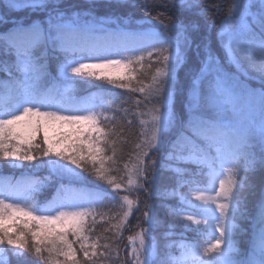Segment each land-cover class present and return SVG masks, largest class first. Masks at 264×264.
<instances>
[{
  "label": "snow or ice",
  "instance_id": "snow-or-ice-1",
  "mask_svg": "<svg viewBox=\"0 0 264 264\" xmlns=\"http://www.w3.org/2000/svg\"><path fill=\"white\" fill-rule=\"evenodd\" d=\"M129 4L147 17L135 28L95 11ZM0 6L4 25L32 13L0 30V164L49 171L0 185V264H121L141 203L123 264H264V182H251L264 176V0ZM209 12L220 16L210 26ZM92 80L101 95L75 99L73 86ZM126 94L139 125L127 159ZM162 181L174 184L162 191ZM46 187L56 194L41 203ZM245 191L258 196L255 215ZM161 196L179 204L157 211L149 201ZM242 221L254 231L247 245Z\"/></svg>",
  "mask_w": 264,
  "mask_h": 264
},
{
  "label": "trees",
  "instance_id": "trees-1",
  "mask_svg": "<svg viewBox=\"0 0 264 264\" xmlns=\"http://www.w3.org/2000/svg\"><path fill=\"white\" fill-rule=\"evenodd\" d=\"M70 3H72L74 6L75 5H86L90 4L92 0H69ZM104 0H97V3H102ZM212 4L215 3H222V4H227L228 0H210ZM4 3H7V0H4ZM161 9H157L159 11ZM97 14L99 15H104V14H112L116 16H122L126 17L131 21V27L135 28L138 25L142 24L144 20L147 18L145 12L143 11L142 8H136V7H131L130 4L128 6L124 7H119V8H98L95 10ZM3 12L2 6H0V13ZM156 11H153L151 15H155ZM221 16L223 13L220 14ZM17 17H23V18H31L32 13L29 11H24L20 10L18 12H13L10 14V18L8 20V24H0V30H3L5 27H10L12 24V20L16 19ZM216 19L217 21L220 19V16L214 17L211 12L207 14V18L201 19V23H207L209 26L212 24V20ZM208 32L210 35H214V30L209 27ZM51 71L53 75H55V62L53 61L52 63V68ZM3 78V74L0 73V79ZM101 82L100 81H95L92 80L91 82H78L73 86V91L72 95L75 99L80 100V101H86L88 100L91 96L96 95L99 97L101 95V90L97 85H99ZM256 83L253 82L252 86L256 87ZM45 87L51 86L50 83H46L44 85ZM258 86V85H257ZM123 90L120 89H114V92L120 93ZM129 96L128 103L125 105L128 109V119H131L133 121L131 127L127 129V134H128V139L129 143L124 145V158L127 159V157L134 151V143L137 141V134L139 132V125L137 119L134 117L133 113L135 111V104L133 102V99L131 98V94H126ZM138 95V94H136ZM119 103V100L116 101ZM118 119L123 120V113H117ZM3 166L0 169V185H2L6 180H11L15 182L16 180H20L25 176H33L36 179H42L43 177L49 175V171L47 169H39V170H29V169H23V170H18L15 168H11L9 166H5L4 164H0ZM251 182L257 186V189L260 187L261 183L264 182V176H262L259 172L256 174H253L251 176ZM174 182L173 181H162L161 182V190H164V186L167 185L169 188L173 186ZM55 187H46L41 193L37 194L36 199L44 203L48 200H51L55 196ZM241 197L246 198L248 201V207L249 210L252 212L253 215H255L256 211H258L257 207H254L255 202L258 200V196L254 198L251 193L245 191L241 192ZM146 199L145 194L141 193L140 194V200L143 202ZM151 203L156 204L157 206V211H159L161 205H168V206H176L178 203L175 200H169L166 199L165 197H156L152 201H149ZM143 209V203H141V211ZM142 212H137L134 213L132 217L129 218L130 224L128 228L124 231L123 237L120 239L119 242V247H120V260L121 264H123V261L125 259V254H126V246L128 245V236L134 234L137 231V225L142 221L143 217H141ZM137 216V217H136ZM137 218V220H136ZM248 224V221H247ZM248 226V225H247ZM102 225L98 224L97 225V230L98 232L100 231ZM164 231V229H157V231L154 233V235H157L159 237L160 233ZM181 230H175L177 233L176 236L173 237V239H179L178 233ZM252 232H254L251 229ZM254 236V233H253Z\"/></svg>",
  "mask_w": 264,
  "mask_h": 264
},
{
  "label": "rangeland",
  "instance_id": "rangeland-1",
  "mask_svg": "<svg viewBox=\"0 0 264 264\" xmlns=\"http://www.w3.org/2000/svg\"><path fill=\"white\" fill-rule=\"evenodd\" d=\"M16 19H14V20H12V22L13 21H15ZM256 87H257V85H256ZM71 127L72 126H64L63 128H60L59 129V131L60 132H68V131H70L71 130ZM49 137L50 138H52V136H53V130H49ZM43 137V132L41 133V138ZM3 166H1L0 165V169L2 168ZM12 168V167H11ZM15 169H18V170H23V169H27V168H25V167H17V168H15ZM186 190V189H185ZM166 199H169V200H175L178 204H179V198L178 197H167ZM143 210V209H142ZM142 212V211H141ZM137 217V216H136ZM141 217H142V215H141ZM136 220H137V218H136ZM248 224H247V221H242L241 222V227L243 228V229H245V232L247 233L246 235H243V236H241V237H238V240H240V239H242L243 240V243L244 244H250L251 243V241H252V239L254 238V236H253V233L254 232H252L251 231V229L249 228V226H247ZM176 230H180V229H176ZM175 231V230H174Z\"/></svg>",
  "mask_w": 264,
  "mask_h": 264
}]
</instances>
